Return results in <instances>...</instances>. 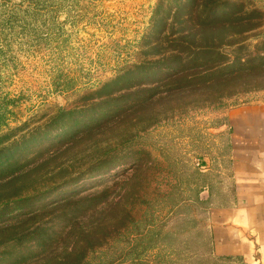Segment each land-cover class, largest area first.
<instances>
[{"label": "rangeland", "instance_id": "1", "mask_svg": "<svg viewBox=\"0 0 264 264\" xmlns=\"http://www.w3.org/2000/svg\"><path fill=\"white\" fill-rule=\"evenodd\" d=\"M255 101L264 0H0V264H245L197 227Z\"/></svg>", "mask_w": 264, "mask_h": 264}, {"label": "crops", "instance_id": "2", "mask_svg": "<svg viewBox=\"0 0 264 264\" xmlns=\"http://www.w3.org/2000/svg\"><path fill=\"white\" fill-rule=\"evenodd\" d=\"M215 131L227 165L206 184L213 254L264 264V101L228 108Z\"/></svg>", "mask_w": 264, "mask_h": 264}, {"label": "trees", "instance_id": "3", "mask_svg": "<svg viewBox=\"0 0 264 264\" xmlns=\"http://www.w3.org/2000/svg\"><path fill=\"white\" fill-rule=\"evenodd\" d=\"M98 127L101 125L100 124H97ZM97 125H95V127H97ZM90 131V130H88ZM88 131H85V130H82L78 133H76L75 135L69 137L67 140V144L66 145H63V142H61V144H59V148L57 150H59L58 152H55L54 155H57V153H62V152H65V151H70L74 146H76L77 144H79L83 139H84V133H87ZM71 142V143H69ZM56 150V151H57ZM109 153V152H108ZM104 155V153H102L101 155H99L93 162V165H95L96 162L100 161L101 160V157ZM57 156H51L50 158L48 157L44 163H49L52 159L56 158ZM39 165L41 164H38L37 166L31 168V169H28V170H35L37 169V167H39ZM62 168V167H60ZM198 172V171H197ZM54 174L55 171H48L45 176L47 177L48 175H51V174ZM199 173V172H198ZM25 175V172L16 176V177H13L11 179H20L22 177H24ZM204 177L205 175L202 174ZM10 179V180H11ZM69 180V179H68ZM9 181V180H8ZM204 183H205V180H204ZM204 183L200 186V188L202 189L203 186H204ZM199 188V189H200ZM201 191V190H200ZM197 202L199 203H205L204 201H202L199 197V195L197 196L196 198ZM35 217H37V215L35 214L32 218H30V220L34 219ZM197 230H198V233L202 235V238L204 239V244L206 245V248H205V251L206 252H210L211 254H213V244H212V239H211V236H210V232H209V229L205 226V224H203L202 226H198L197 227ZM73 239V238H72ZM71 245H69V247H67L63 253V255L57 257L59 259H56V262L54 264H87V263H84L82 260L79 259H73V257H76L78 256L77 254H74L75 253V249H76V246L78 244V239H73L70 243ZM74 255V256H72ZM214 255V254H213ZM72 257V258H70ZM70 258V259H69ZM222 259H231V258H225V257H221ZM49 261V260H48ZM47 261V262H48ZM29 263V262H28ZM27 264V263H26Z\"/></svg>", "mask_w": 264, "mask_h": 264}]
</instances>
